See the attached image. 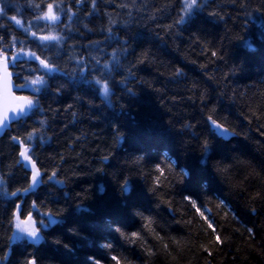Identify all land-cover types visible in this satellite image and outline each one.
<instances>
[{"label": "trees", "instance_id": "trees-1", "mask_svg": "<svg viewBox=\"0 0 264 264\" xmlns=\"http://www.w3.org/2000/svg\"><path fill=\"white\" fill-rule=\"evenodd\" d=\"M48 4L57 23L38 19ZM0 7L14 84L45 81L15 87L38 107L0 132V264H264V0H198L191 15L184 0ZM210 116L233 135L213 134ZM16 215L38 242L11 241Z\"/></svg>", "mask_w": 264, "mask_h": 264}, {"label": "snow or ice", "instance_id": "snow-or-ice-1", "mask_svg": "<svg viewBox=\"0 0 264 264\" xmlns=\"http://www.w3.org/2000/svg\"><path fill=\"white\" fill-rule=\"evenodd\" d=\"M198 4V0H184V9L183 11L185 12L186 15H191V13L194 11L195 7ZM36 7H39V5H35ZM53 4H48L47 6V11L43 13L42 16L38 17V19H45L48 20L51 23H57L60 20V16L57 15L54 11H53ZM4 8L0 7V14H4ZM12 20H15L17 24H21L20 20H17L16 17H11ZM184 17L181 18L180 22H183ZM33 36H35V33L32 34ZM42 40H59L60 37L59 36H53V35H48V36H43L41 37ZM28 55L35 57V59L40 61V64L44 66V68L48 69L49 71L52 70V66H50L49 64H47L44 60H41L39 56H36L35 53H29ZM213 56H216L217 53L216 52H212ZM18 57L14 56L13 57V63L16 61ZM3 63V75L0 76V80L4 81V86L5 88H7V78L10 77V73H8L7 71V66H8V61H7V57L3 58V61H0ZM105 67H107V65H105ZM45 83V81L43 80L42 77H36L35 79H32L30 81L31 85H43ZM96 84L100 85V89L104 95L105 98H107L110 95V87H109V83L108 81L105 79L103 80V82L101 80H96ZM28 84H24V85H13V87H27ZM41 89H34V91H40ZM16 99L24 101V103L18 104L16 105L14 108L10 109L14 115L16 119H20L24 116H26L30 111H32L33 109H36L38 107V100H34L32 98L29 97H17ZM8 109H6L3 113H0V127L4 126L6 121H9L10 119H12V117H9L8 115ZM209 120L211 121V124L213 126V129L215 130L213 134L215 135H220V136H226L229 134V130L224 127L221 124H218L216 120L212 119V117H209ZM29 140L32 139V134H29L28 137ZM202 150L203 153L206 155L211 148V145L209 143V141L207 139H205L202 143ZM28 149H25L23 152H21V156L24 157L25 160H29L30 157L27 155ZM107 159V157H105V160ZM142 159V157L140 158ZM138 162V161H137ZM33 167L35 168V166L33 165ZM156 171L159 172V176H157L155 178V183L157 186H159V184L161 183V177H163L165 180H167V176L165 175V169L162 168L160 165L156 166ZM183 175H188L187 171L183 172ZM53 176H55V173H53ZM39 177V171L36 170L34 171L33 177H32V185H30V187H34L36 184H38L40 181L38 179ZM128 181L125 180L124 184L122 185V190L123 191H127L128 190ZM25 191H27V189H25ZM17 193H12L13 196H15ZM193 206H195V201H192ZM19 207V206H18ZM35 207V205H34ZM86 210V209H85ZM199 211V209H197ZM49 215V220L51 223H56L57 221L52 220L51 218V214ZM201 215H203V213H201ZM31 215L28 216L27 221H19V216H17V220L19 221V223L17 224V229L19 232L21 233H26L28 237L31 238V242L32 243H36L39 241L40 236H39V229L33 227L31 229L28 228H24L21 227L22 224L27 223L28 221H31ZM147 223H146V227L152 231L151 229V219L150 218H145ZM207 219V218H205ZM44 221L41 220V224H43ZM210 228L212 227V224L210 223L208 225ZM117 231H119V229H116ZM251 231V230H249ZM132 236L135 238H140L138 233H132ZM15 239H20V237H15ZM217 240H219V236L216 237ZM65 247H67V245H65ZM104 247H111V245H104ZM165 247H167V245H165ZM149 254L151 253V249L148 250ZM6 258V257H5ZM113 260H117L116 257L112 258ZM26 264H36V260L35 258L29 259L28 261H26ZM95 264H99V261H96ZM117 264H120V261L117 260Z\"/></svg>", "mask_w": 264, "mask_h": 264}, {"label": "water", "instance_id": "water-1", "mask_svg": "<svg viewBox=\"0 0 264 264\" xmlns=\"http://www.w3.org/2000/svg\"><path fill=\"white\" fill-rule=\"evenodd\" d=\"M7 71L8 73L11 74V71L9 69V64L7 66ZM2 75H3V65L0 69V76ZM7 81H8L7 88H5L4 81L0 80V113H3L6 109H8L9 117H13L14 113L10 109L18 105V100L15 97V92H14L15 87H13V85L15 84H14V81L11 75L10 77L7 78ZM7 122L8 121L5 122L4 126L0 127V132H2L5 129V127L7 126ZM232 135L233 134L229 131V134L223 137L229 138ZM19 146H20L19 161L23 163L24 166L28 168H33L31 159L25 160L24 157L21 156V152H23L25 149H28V148L25 145H23L21 142L19 143ZM27 155L29 156V149H28Z\"/></svg>", "mask_w": 264, "mask_h": 264}, {"label": "rangeland", "instance_id": "rangeland-1", "mask_svg": "<svg viewBox=\"0 0 264 264\" xmlns=\"http://www.w3.org/2000/svg\"><path fill=\"white\" fill-rule=\"evenodd\" d=\"M0 61H2V60L0 59ZM2 65H3V63L0 62V69H1ZM11 73H12V72H11ZM27 84H28L27 87H16V89H18V90L23 89V90H27V91H34V89H38V88L41 86V85H31L30 82L27 83ZM99 88H100V85H99ZM14 92H15V89H14ZM15 95H16V97H29V96H27L28 93H24L23 95H21V94H15ZM100 95H101L105 100H107L108 97H107V98L104 97V95H103L101 89H100ZM29 98H30V97H29ZM17 100H18V99H17ZM21 103H24V101L18 100V104H21ZM14 117H15V116H14ZM31 185H32V183H31ZM34 187H35V186H34ZM34 187H31V188H34ZM199 212H200V214L203 213L202 216L206 218V212H204V211H202V210H200V209H199ZM17 216H18V215L15 216V224H14V225H15V230H14V232H13V235H12V239H11V241H12V242H15V241L20 240V239H27V240L31 241V238L28 237L26 233H21V232H19L18 229H17V227H16L17 224L19 223V221H27V218H25V219H20V218H19V221H18V220H17ZM48 220H49V219H48ZM49 221H50V220H49ZM21 227L28 228V229H31V228L35 227V228L39 229V227L37 226L36 222L33 221L32 219H31V221H28L27 223L22 224ZM39 236H40V239H41L40 231H39ZM15 237H20V239H15ZM40 239H39V240H40Z\"/></svg>", "mask_w": 264, "mask_h": 264}, {"label": "bare ground", "instance_id": "bare-ground-1", "mask_svg": "<svg viewBox=\"0 0 264 264\" xmlns=\"http://www.w3.org/2000/svg\"><path fill=\"white\" fill-rule=\"evenodd\" d=\"M108 99V98H107ZM213 127V126H212ZM215 131V130H214ZM8 254V253H7Z\"/></svg>", "mask_w": 264, "mask_h": 264}]
</instances>
